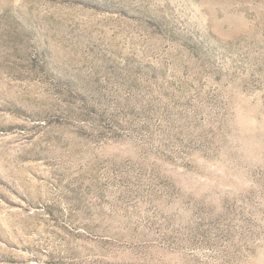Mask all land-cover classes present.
Masks as SVG:
<instances>
[{
    "label": "rangeland",
    "instance_id": "rangeland-1",
    "mask_svg": "<svg viewBox=\"0 0 264 264\" xmlns=\"http://www.w3.org/2000/svg\"><path fill=\"white\" fill-rule=\"evenodd\" d=\"M0 264H264V0H0Z\"/></svg>",
    "mask_w": 264,
    "mask_h": 264
}]
</instances>
